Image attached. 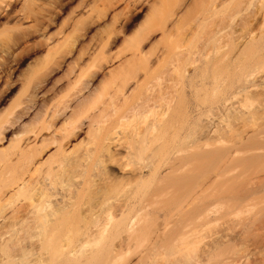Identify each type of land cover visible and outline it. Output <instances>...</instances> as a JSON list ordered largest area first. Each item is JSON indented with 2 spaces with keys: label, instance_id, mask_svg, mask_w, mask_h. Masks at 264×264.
Masks as SVG:
<instances>
[{
  "label": "rangeland",
  "instance_id": "obj_1",
  "mask_svg": "<svg viewBox=\"0 0 264 264\" xmlns=\"http://www.w3.org/2000/svg\"><path fill=\"white\" fill-rule=\"evenodd\" d=\"M182 1L12 0L0 9V121L17 113L19 118L6 125L0 142V202L6 227L16 236L0 246V264H90L98 258L99 264H264V62H259V53L249 59L243 55L246 45L259 41V3L245 12L250 6L242 0V16L231 27L212 31L209 23L196 24L203 20L202 6L208 0H186L190 6L179 10ZM215 2L228 5L233 0ZM172 10L181 22L163 35ZM243 18L249 20L246 26ZM147 32L144 57H133L135 43ZM177 52L183 55L177 57ZM189 55L196 63L185 64ZM109 56L113 62H107ZM217 59L225 69L210 75L216 86L202 87L200 78L192 76L195 68ZM146 73L153 93L161 88L168 103L164 119L181 96L187 112L177 135L167 136L174 143L162 161V179L150 178L156 161L152 155H137L141 137L156 115L146 123L132 118L115 122L127 109L118 93L120 84L128 81L126 96L132 95L137 86L132 78L143 79ZM91 74L94 79L88 78ZM37 84L41 87L33 104L27 98ZM104 109L108 117L90 127ZM53 114L54 126L40 135L51 140L35 146L38 140L32 133L21 136V146L31 137L33 150L30 146L18 156L14 139L24 130L40 132ZM73 125L78 128L59 150L61 130ZM218 139L234 154L229 178L259 182V203L230 216L241 222V238L216 244L211 253L201 255L200 243H189L184 236L191 228L185 227L194 206L182 208L184 194L167 181L168 173L177 159ZM34 155L26 187L16 193L26 156ZM192 168L188 165L178 175ZM89 176V188L75 207V195ZM203 179L200 175L197 184ZM60 185L69 189L71 205L48 206L54 194L51 186ZM40 193L45 205L35 211L32 205L42 202ZM67 212L75 219L62 226ZM217 215L197 221V226L214 229L221 222ZM121 217L125 225L115 231ZM55 240L58 254L50 249ZM254 247H259L258 261L243 258L245 250Z\"/></svg>",
  "mask_w": 264,
  "mask_h": 264
},
{
  "label": "bare ground",
  "instance_id": "obj_2",
  "mask_svg": "<svg viewBox=\"0 0 264 264\" xmlns=\"http://www.w3.org/2000/svg\"><path fill=\"white\" fill-rule=\"evenodd\" d=\"M10 1L12 0H0V9L6 7ZM248 2L250 7H247L245 12L249 8L255 7L257 5L256 3H259L260 33L259 41L246 45L243 55H246L247 59H249L251 58V56L259 53V62L262 63L264 62V0H248ZM187 6L190 5L186 3V0H183L177 8L179 10H183V8L186 9ZM243 11L242 0H233V2L228 5H226L225 3L218 5L215 0H208V2L202 6V12L203 14H205L203 20L200 23L196 24H199L198 27H205L209 23V27L212 29V31L217 29H227L235 23L237 18H240L242 16ZM181 19L182 18L179 17V13L172 10L169 18L165 21L162 27L163 35L168 33L172 28H176L181 22ZM241 22L244 26H246L249 20L243 18L241 19ZM189 24L190 26L193 25L192 23ZM146 34H143V40H141L140 37L139 39L141 41L138 39L139 41L135 43L133 48V57H138V55H140V58L144 57L142 53V43L145 41V37H147L150 32H147ZM214 43H216V41ZM182 55L183 52H177L175 54V56L177 57ZM63 57L65 56L63 55ZM111 57L112 56H109V58L106 57L108 60L107 62L110 63L111 59V61L113 62V58ZM196 61V58H193L192 55H189L185 59V64H194L196 63ZM219 69L222 71H224L225 69L222 59L208 61L207 63L203 62L199 67L195 68L192 76L195 78H200L202 87L206 85H211L214 87L216 86V80L211 79L210 75L217 73ZM82 70L83 69H81V71ZM192 76L189 82L191 87L196 85L195 79ZM89 77L90 79H94L95 74H91V76L88 75V78ZM185 78L186 69L181 73L182 83ZM90 79L85 85L88 86L91 84L92 80ZM132 79L137 84L134 94L126 96V94L129 92L126 91L129 85L128 81H123L118 89V93H120L124 97V105H127V109L117 115L115 122H120L122 120H131L132 118L133 120H141L143 123H146L151 116L156 115L154 122L149 125L150 127L147 129L146 133L142 135L139 142V147L137 149V155L139 157H142L144 154L149 153L153 158L156 159L149 174L150 178L156 179L158 175L160 177L159 170L161 168L162 161L170 153L174 143L173 140H168L167 136L170 132L174 133V135H177L178 129L180 128L187 113L184 108L185 100L184 97L181 96L178 102H176L175 105L171 107L170 116L167 119H164L163 114H165L167 110L168 103H165V96L162 92V89L160 88L156 94L153 93V90L150 87L151 82L147 77V73L143 79H140L137 76L133 77ZM37 85L40 86H35V90L31 91L30 95L27 98L29 99V102H32L33 104L36 103V98L39 97L38 91L41 87V84ZM113 102L114 101L112 98V103ZM105 110L107 109L100 111V113L92 119L90 127L93 126L92 123L102 124L104 122V119L108 117V113L104 114ZM117 112L118 110L115 109L114 115H116ZM16 116L12 119H6L2 122L0 121V142H3V139H5L3 138V135L7 131L6 125L10 122V126L11 124L14 125L16 123L15 121L19 119L18 113L16 114ZM20 117H22V115ZM55 118L56 115L53 114L49 120L50 123L48 122V125L40 130V132L24 130L22 133H20L21 135L18 138L14 139V141L17 143V155L22 157L26 153L27 149H30V146L31 150H33L32 146H36L40 141V146L50 141V138L42 139L40 135L42 133L41 131L49 130L54 126ZM65 121H67V119ZM77 128L78 125H73L71 130H61L62 134L59 138V150L62 149V141L67 139L69 135L73 134ZM57 130L58 129L56 128L54 129L52 137L55 136ZM30 133L33 134V140H38V142L30 145V141L33 140H31V137H29V139H27L29 143L27 142L25 146H23L24 144L21 146V136H29ZM224 144L225 143L223 140L218 139L214 143L206 142L199 145L196 150L188 157L177 159V162H174L171 165L170 172L168 173L170 180L167 181L181 190L182 194H184V199L181 201L182 208L185 209L188 206H194L191 216H188L189 226L185 227L186 230L189 229V227L191 228L185 233L184 236H186V240H188L189 243H200L199 250L201 255H207L211 253L216 244L224 246L227 243L241 238V222L234 219L233 217L230 218V216L233 214V212L239 209H243L245 207L255 205V203H259V182H253L248 178L244 180H239L236 177L229 178L228 166L232 161L234 154L228 148H226ZM26 157H28L26 158L27 162L24 165L19 179L15 182V184L18 185L20 181L22 182V186L19 185L16 193L20 192L26 187L27 182H25V176L31 173V169L29 166L32 164L35 155L33 157ZM3 159L4 155L0 152V161ZM218 163H220V165L214 167ZM191 164H193L192 169H190L189 171H185L184 174L178 175L183 170H185L188 165ZM212 168H214L212 173H209L207 175V171ZM200 175H204V179L201 183L197 184V179ZM162 178L160 177V179ZM90 183L91 179L89 176L85 179L79 191L76 193L73 206L78 207L79 202L84 196L86 190L89 188ZM51 189L54 190V194L48 197V200L46 201L48 203V206H63L67 208L69 205H71L68 199L69 189L67 187L60 185L53 188V186H51ZM16 193L11 195L10 197H13ZM210 195L212 196V198L214 197V199H209ZM39 198L40 200L42 199V202H38L36 205H32V209H34L35 211H38L42 205H45V198L41 193L39 194ZM3 206L4 205H2V202H0V246L5 242L11 241L13 238L15 239L16 237H14V231L12 230V228L6 227L7 218L2 211ZM214 213H218L217 219H220L221 221L215 226L214 229L210 230L204 228L202 225L197 226V221H207L211 216L214 215ZM62 216L63 218L60 223V225L62 226L68 225L70 222H72V220L75 219V214L69 212L64 213ZM29 222L31 221L26 222V224H30ZM123 225H125V219L121 217V219L115 224V231ZM17 248L19 250L22 249V243H19ZM50 249L54 254H58V252L60 251L58 241H52L50 244ZM221 254L222 250L218 252V255ZM243 258L251 260L253 262H257L259 259V247H254L250 250L246 249ZM99 260L100 259L98 258L90 264H99Z\"/></svg>",
  "mask_w": 264,
  "mask_h": 264
}]
</instances>
